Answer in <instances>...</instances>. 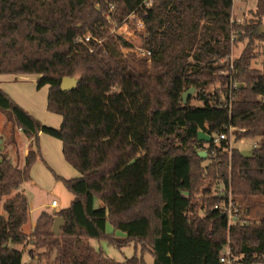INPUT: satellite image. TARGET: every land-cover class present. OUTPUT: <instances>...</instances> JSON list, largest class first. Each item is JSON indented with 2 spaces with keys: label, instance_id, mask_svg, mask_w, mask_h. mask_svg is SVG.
<instances>
[{
  "label": "trees",
  "instance_id": "1",
  "mask_svg": "<svg viewBox=\"0 0 264 264\" xmlns=\"http://www.w3.org/2000/svg\"><path fill=\"white\" fill-rule=\"evenodd\" d=\"M256 6L264 12V0ZM231 8L232 0H0V74L38 75L36 87L48 86L47 111L61 117L58 128L44 126L0 90V111L31 140L21 169L0 160V264H23L15 246L29 240L54 252L52 264H146L135 254L108 258L92 239L145 246L152 264H221L226 248L232 264H264V140L242 156L229 146L228 133L234 127L237 140L264 139V61L261 70L248 68L251 39L264 33L232 23ZM135 14L143 21L150 68L121 50L127 45L119 36L108 35L109 22ZM85 34L89 41H80ZM235 34L246 45L232 71L222 68L239 86L230 102L226 89L219 108L207 87ZM64 77L78 79L66 92ZM190 87L200 106L182 102ZM198 131L227 139L204 143ZM39 133L61 142L79 177L61 179L73 195L69 206L40 213L27 235L21 186L39 157ZM199 149L213 154L203 159ZM219 180L253 220L228 226L213 209L220 198L206 193ZM55 216L63 219L57 233ZM107 222L120 235L106 234Z\"/></svg>",
  "mask_w": 264,
  "mask_h": 264
},
{
  "label": "rangeland",
  "instance_id": "2",
  "mask_svg": "<svg viewBox=\"0 0 264 264\" xmlns=\"http://www.w3.org/2000/svg\"><path fill=\"white\" fill-rule=\"evenodd\" d=\"M139 15H129L126 20H123L121 24L109 22L108 35L119 36L125 43L126 47H122L121 50L124 53L132 54L136 59L145 61L148 68L151 66V61L148 62L145 57L138 55V50L146 49L143 45V38L145 37L144 28L139 25ZM231 22L236 25H254L256 26L257 32L263 30L264 25V12L259 13L256 6V0H232L231 8ZM246 39L239 40L238 35H232L230 44L229 55L223 59H220L215 67H219L215 72L217 77L208 87L207 92L212 96H216L220 101H224V92L228 91L229 82L236 83L237 87L239 83L237 79L226 78L228 72L222 68L234 62L237 59L242 50L246 45ZM252 52L250 53V59L248 68L261 70L264 61V39H251ZM45 93L42 96L45 102L47 97L48 88L42 90ZM38 94L36 97L39 99L42 94ZM190 99V100H189ZM189 104L193 106H200L201 102L196 99V91H194L188 98ZM42 125L50 127H57L60 124L61 118L46 110V106L33 111L31 115ZM19 129L12 121H7L4 113L0 111V160L6 158L15 167L22 165V155L26 147H28L27 138L23 133L17 132ZM234 127H229V139L230 146L237 150L242 156H250L253 145L262 142L264 139L260 136L246 137L237 140L233 135ZM38 144L40 154L43 162L36 161L32 164L30 169V180L21 186V190L24 192L28 200L29 213L28 221L33 219L36 214L40 211L45 210L46 206L49 205L50 199L55 198L59 204L61 210L66 209L73 199V196L64 187L62 179H72L69 176H76L77 172L74 168H71L64 160L62 155L61 142L53 139L47 135H38ZM201 149L198 150V152ZM212 156V154H211ZM207 158V156H206ZM205 158V159H206ZM208 161L202 162V167L208 165ZM201 179L202 185L207 183V178L204 176ZM59 177V178H57ZM209 197L214 196L216 191L219 190L218 185L214 181L208 187ZM194 198L198 204L202 203V195L196 192ZM217 200L215 204H219ZM49 215H55L54 212H45ZM202 211L199 212L201 214ZM2 202H0V215H3ZM249 219L253 220L254 216L250 215ZM29 223V222H28ZM24 232H28V226L23 227ZM32 232V231H31ZM30 232V233H31ZM114 231L110 223L105 225V233L112 234ZM30 233H26L29 235ZM114 235H120V232H114ZM33 242L29 240L23 245H19V251L22 252V263L23 264H52L54 258V252L45 250V248H38ZM89 244L95 250H101L104 255L115 261H123L125 258H129L132 255L137 257L142 256L146 264H152V257L148 254L147 248L144 246L141 248L140 244H129L127 246L116 248L109 245L105 241L89 240ZM25 262V263H24Z\"/></svg>",
  "mask_w": 264,
  "mask_h": 264
},
{
  "label": "crops",
  "instance_id": "3",
  "mask_svg": "<svg viewBox=\"0 0 264 264\" xmlns=\"http://www.w3.org/2000/svg\"><path fill=\"white\" fill-rule=\"evenodd\" d=\"M37 78H38V75H35V74H17V75L0 74V90H2L4 93H6L9 96V98L14 103H16L19 107H21L29 115H32V113H33L34 110L43 108L47 104V97H46L45 102L43 101V98H42V96H44L45 93H41V92H43L42 90L45 89V86H43L41 88H37L36 87V80H37ZM47 88H48V86H47ZM40 93L42 95H41V97H39V99H37L36 97ZM47 94H48V91H47ZM45 126H47V125H45ZM47 127H50V126H47ZM58 127L59 126H57V127H51V128H55L56 129ZM17 132H21V130L20 129H17ZM38 135L43 136V135H46V134L39 133ZM49 137H51V136H49ZM51 138H53V137H51ZM53 139H56V138H53ZM56 140H58V139H56ZM30 141H31L30 139H27L28 147H29ZM28 147H26V149L24 151V154L22 155V165L20 167H17L19 169H21L23 167L24 158L27 155ZM36 161L43 162L42 156L40 154V149H39V157L36 159ZM77 177H79V173L78 172H77L76 176L75 175L74 176H69V178H77ZM57 178H59V177H57ZM60 179H62V178H60ZM29 180H30V170H29V179L27 181L23 182L22 186L26 182H28ZM52 200H55L56 201V207L55 208H51L50 207V202ZM50 202H49V205L46 206L45 210L40 211L38 214L35 215V217L33 219H31L29 221L27 220V223L25 225L28 226V232L25 231V233H30L32 231V229H33V227L35 225V221H36L37 217L40 215V213H42V212H48V211H50L51 213L52 212L56 213V212H58V211L61 210L60 208H58L59 207V204H58V202H57V200L55 198H51L50 199ZM23 227H22V229H23ZM18 246L19 245L15 246V248L19 250V247Z\"/></svg>",
  "mask_w": 264,
  "mask_h": 264
},
{
  "label": "built area",
  "instance_id": "4",
  "mask_svg": "<svg viewBox=\"0 0 264 264\" xmlns=\"http://www.w3.org/2000/svg\"><path fill=\"white\" fill-rule=\"evenodd\" d=\"M149 5H150V3L148 1L144 2L145 7H148ZM139 25L143 28V21L141 19L139 21ZM80 41L88 42L89 41V35H86V34L83 35L81 37ZM137 53L139 56L145 57L148 62L151 61V52L149 49H147V48L146 49H140V50H138ZM228 65H229L230 71H232L233 70V63L228 64ZM232 76H233V73L230 72V74H229L230 80L232 79ZM236 88H237L236 83L229 82L228 92H227V97H228L229 102L233 98V91ZM262 100L264 101V97L262 98ZM223 103H224V101L219 100L217 102V106L220 108V107H222ZM213 105H216V104H213ZM226 139H227V137L224 133H220V134H217V135L211 137L213 144L216 146H218L221 141L226 140ZM229 146H230V140H229ZM256 146H257V144H254L253 148H255ZM228 150L229 149H227L226 151H228ZM200 151L204 152L206 156H211V154H213V150L209 151L208 149H201ZM224 151H225V149H224ZM217 185L219 187V190L216 191L215 196L220 198V203L214 204L213 209L220 211L221 214H223V216L226 217V222H227L228 226L233 225L235 223L242 224L243 222H245V219H247L249 217L247 215L243 217V215L241 214V210H240L241 206L239 205V203L237 201H233L230 187L225 188L224 184L220 180L217 182ZM50 207L51 208L56 207V201L55 200H52L50 202ZM228 256H229V250L226 248L224 255L219 258L220 263L221 264H232V262L229 260Z\"/></svg>",
  "mask_w": 264,
  "mask_h": 264
},
{
  "label": "water",
  "instance_id": "5",
  "mask_svg": "<svg viewBox=\"0 0 264 264\" xmlns=\"http://www.w3.org/2000/svg\"><path fill=\"white\" fill-rule=\"evenodd\" d=\"M262 33H264V25H263V30H261ZM78 79H76L75 77H64L61 82H60V90L62 92H66L72 88L75 87L76 83H77ZM195 91V89L193 87H190L189 89L185 90L182 94H181V99L183 103H186L188 101V98L190 97V95ZM197 140L204 142V143H209L211 140V137L209 135H207L206 133L202 132V131H198L197 132ZM198 156L205 159L206 155L204 152L199 151L198 152ZM223 216V214H222ZM63 224V219L59 216H55L53 219V223H52V232L53 233H57L59 227Z\"/></svg>",
  "mask_w": 264,
  "mask_h": 264
}]
</instances>
